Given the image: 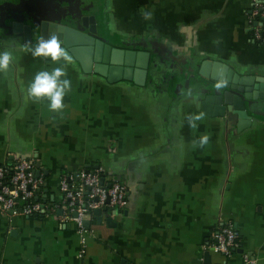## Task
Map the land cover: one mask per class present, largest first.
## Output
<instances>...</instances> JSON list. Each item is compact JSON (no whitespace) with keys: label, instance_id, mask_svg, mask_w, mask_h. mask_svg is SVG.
<instances>
[{"label":"crops","instance_id":"0c3cea01","mask_svg":"<svg viewBox=\"0 0 264 264\" xmlns=\"http://www.w3.org/2000/svg\"><path fill=\"white\" fill-rule=\"evenodd\" d=\"M252 1L0 0L13 12L42 11L20 14L19 21L36 20L28 42L0 30V51L13 56L10 71L0 72V165L34 161L36 200L47 213L0 215V264H78L74 225L58 220L57 182L94 169L125 185L126 206L85 220L83 264H244L241 253L264 264V101L245 103L250 122L241 131L235 116H207L196 106L210 94L197 74L202 61L264 76V48L251 40L246 18ZM45 15L82 32L80 19L92 17L101 41L148 53L143 84L107 83L73 61L66 108L56 113L34 101L35 75L64 66L22 47L38 42L37 19ZM189 115L201 116L196 129ZM205 134L208 145L194 147ZM225 222L238 239L226 260L202 250Z\"/></svg>","mask_w":264,"mask_h":264},{"label":"water","instance_id":"95a60500","mask_svg":"<svg viewBox=\"0 0 264 264\" xmlns=\"http://www.w3.org/2000/svg\"><path fill=\"white\" fill-rule=\"evenodd\" d=\"M19 19V14L11 16L10 12L6 19L0 15V20L8 21V23H2L1 26H9V31L12 34H19L25 43L30 40L31 31L30 27L22 24ZM80 26L86 32L59 24L53 20L51 15H45L37 23L35 30L38 40L41 37L46 39L55 34L83 74L92 73L104 78L107 83L123 80L135 85L143 84L148 67V53L111 47L106 42L95 38L92 17H82ZM197 74L209 81L206 92L210 93L197 103V109L211 117L235 116L236 130L241 131L247 128L250 117L247 114L245 103L264 101V76L238 75L226 65L208 60L199 64ZM221 81L224 82V87L217 89L215 85ZM33 174L37 177L39 171L35 170ZM102 182L103 178L100 179V183ZM100 211L102 210H95L92 214L98 215ZM87 224V221L82 222L83 226ZM207 258L208 255L205 254L206 261Z\"/></svg>","mask_w":264,"mask_h":264},{"label":"built area","instance_id":"2783aa9c","mask_svg":"<svg viewBox=\"0 0 264 264\" xmlns=\"http://www.w3.org/2000/svg\"><path fill=\"white\" fill-rule=\"evenodd\" d=\"M246 18L251 40L264 48V0H253ZM34 170L35 164L32 159H15L13 162L0 165V215L46 216L45 206L36 200L41 177H35ZM57 192L59 194L57 205L61 210L58 220L74 225L80 243L76 259L78 264H83L82 222L88 220L95 210H105L109 213L123 210L126 206V187L118 180L106 182L99 169L76 170L58 177ZM202 250L220 255L225 260L237 251L238 239L232 223L225 222L212 232ZM241 259L244 264L253 263L245 253H241Z\"/></svg>","mask_w":264,"mask_h":264},{"label":"clouds","instance_id":"9594fccd","mask_svg":"<svg viewBox=\"0 0 264 264\" xmlns=\"http://www.w3.org/2000/svg\"><path fill=\"white\" fill-rule=\"evenodd\" d=\"M151 13H145V19H151ZM34 57H43L52 62H64V66L55 67L51 72H38L32 83L28 87V93L36 102L47 101L51 111L60 113L65 108V96L71 91V81L67 79V65L73 62V57L70 55L66 47L62 46V42L55 35L52 34L48 38L41 37L35 46L24 45ZM13 63V56L10 51H0V72L7 73L10 71V66ZM217 89L224 87V82H219L215 85ZM201 116L189 115L187 117L189 126L193 129L198 127L196 121H199ZM210 135H202L198 140H194V147H201L208 145Z\"/></svg>","mask_w":264,"mask_h":264},{"label":"flooded vegetation","instance_id":"af4514ba","mask_svg":"<svg viewBox=\"0 0 264 264\" xmlns=\"http://www.w3.org/2000/svg\"><path fill=\"white\" fill-rule=\"evenodd\" d=\"M9 12H10V14H11V16H12V10H7V8L5 7V5H2L1 7H0V15H1V17L2 18H5L6 19V17L8 18V14H9ZM37 12V13H36ZM13 13H16V11H14ZM23 13L24 14H27L28 13V15H33L34 14V16H39V15H41V13H42V11L41 10H36L35 12H31V11H29V10H27V11H23ZM14 16H16V15H14ZM19 16H20V14H19ZM24 20V21H23ZM22 21H20L22 24H24V25H28L29 27H30V31H32L33 30V24L31 23H29V21L30 20H28V21H25L26 19H23ZM38 20V22H39V20H40V18H38L37 19ZM4 21V20H3ZM2 20H0V30L1 29H4V30H2V32L3 31H5V30H7L8 28H10L9 26L8 27H4V26H1V24L3 23H8V21H5V22H3ZM10 22V21H9ZM26 23V24H25ZM69 27H71V28H75L76 29V26H74V25H68ZM79 30V29H78ZM94 37L95 38H97L95 35H94ZM98 39V38H97ZM108 44V43H107ZM108 45H110L111 47H115V46H112L111 44H108ZM115 48H118V47H115ZM120 49H122V48H120ZM127 49V48H126ZM125 49V50H126ZM128 50H133V51H138V50H134V49H128Z\"/></svg>","mask_w":264,"mask_h":264},{"label":"trees","instance_id":"16d2710c","mask_svg":"<svg viewBox=\"0 0 264 264\" xmlns=\"http://www.w3.org/2000/svg\"><path fill=\"white\" fill-rule=\"evenodd\" d=\"M8 10V9H7ZM21 12H23L22 10H21ZM21 12H20V10H18V11H16V13L15 14H21ZM12 13H13V11H12ZM36 20H32V24H35L36 22H35Z\"/></svg>","mask_w":264,"mask_h":264}]
</instances>
